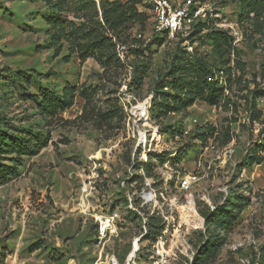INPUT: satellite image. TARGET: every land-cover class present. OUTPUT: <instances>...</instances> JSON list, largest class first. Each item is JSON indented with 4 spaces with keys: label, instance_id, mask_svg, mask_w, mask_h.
Wrapping results in <instances>:
<instances>
[{
    "label": "rangeland",
    "instance_id": "374dc122",
    "mask_svg": "<svg viewBox=\"0 0 264 264\" xmlns=\"http://www.w3.org/2000/svg\"><path fill=\"white\" fill-rule=\"evenodd\" d=\"M200 4L205 18L232 35L231 46L217 52L204 37L154 33L147 12L144 24L122 28L120 40L108 33L115 47L111 65L104 66L94 57L71 56L66 42L60 50L52 44L47 0H0V131L47 137L36 153L0 155V165L16 170L0 178V264H154L145 249L129 262L147 211L130 210L122 186L133 157L142 160L150 152L165 154L163 160L150 158V172L161 200L175 205V227L165 244L168 264H264V161H248L255 152L264 156L255 151L264 143V95L256 100L263 113L257 122L249 103L257 87L264 91V33L239 24L233 0ZM67 17L79 21L73 13ZM195 51L207 58L224 88L215 102H191L189 88L164 86L173 67L195 61ZM69 84L77 92L65 111L45 115L26 98L44 87L62 94ZM145 105L147 117L140 113ZM188 174L198 180L185 189L180 179ZM90 177L93 190L84 204L82 186ZM140 182L130 189H140ZM110 200L120 204L123 217L116 233L100 240L94 214ZM233 203L240 206L228 233L206 225L212 211ZM222 235L225 243L213 257H199L209 238Z\"/></svg>",
    "mask_w": 264,
    "mask_h": 264
},
{
    "label": "trees",
    "instance_id": "16d2710c",
    "mask_svg": "<svg viewBox=\"0 0 264 264\" xmlns=\"http://www.w3.org/2000/svg\"><path fill=\"white\" fill-rule=\"evenodd\" d=\"M238 6V22L245 24L248 22L254 29L255 33H264V0H233ZM48 5L52 8V12L45 15V21L53 31L51 42L53 45H58V49L64 47V42L68 45L71 56L76 53L77 56L85 61L90 57L97 58L104 66L111 65L113 59L111 52L115 47L113 35L120 40L122 38V28L129 23L139 22L144 24L147 18V11L140 10L139 5L142 0H101L100 4L96 0H47ZM74 14V17L79 20L69 19L67 14ZM102 16L103 23L99 20ZM203 30H208L205 35H200ZM254 34V33H253ZM200 35L201 37H198ZM204 37L213 50L220 52L225 46L232 45L233 37L229 31H224L215 25V19L208 17L205 21H200L196 25L195 31L190 35L193 41L197 38ZM51 46V45H50ZM195 61L186 64V67L177 64L167 74L168 80L164 86H172L173 88H189L192 93L191 102L196 98L206 99L211 102L216 101L218 94L224 92V88L219 86L218 80H215L216 75L214 69L205 60L204 55L198 51L194 52ZM242 71L245 70V65L240 64ZM225 71L220 70L221 74ZM262 77L264 79V67L262 68ZM187 78V79H186ZM188 80V81H187ZM162 89V87H161ZM157 90V94L153 101L157 105L162 98V89ZM77 89L73 85H67L63 89L62 94H58L55 90L48 87L40 89L39 93L27 95V99L36 102L40 112L45 115L54 114L57 111H65L74 105ZM264 95L262 88L257 87L253 91L251 105V119L253 122L260 120L263 115L262 111L256 106V100ZM155 109H151V114H154ZM34 134V133H33ZM47 143V137L41 133L34 134L33 137H18L14 135L3 134L0 131V155L3 152H18L19 154L38 152L39 148ZM261 149L264 152V143L257 145L255 151ZM164 153L150 152V158L155 156L157 159H164ZM249 164L254 165L264 161V156L258 152L249 156ZM140 163H137V167ZM151 164H145L146 170L150 173ZM15 169L10 167L5 168L0 165V178L6 179L8 175L14 174ZM138 177L135 176L134 179ZM239 203H233L231 207L225 205L212 211L206 218V225L214 226L228 233L237 219L236 209ZM160 232V228L156 227L151 233L152 239H156ZM226 236L222 235L216 238H209L199 251L203 257H213L219 248L225 243ZM141 254V253H140ZM139 254V255H140Z\"/></svg>",
    "mask_w": 264,
    "mask_h": 264
},
{
    "label": "built area",
    "instance_id": "2783aa9c",
    "mask_svg": "<svg viewBox=\"0 0 264 264\" xmlns=\"http://www.w3.org/2000/svg\"><path fill=\"white\" fill-rule=\"evenodd\" d=\"M100 4L101 0H96ZM201 0H142L138 6L140 10L147 11L153 21L154 33L161 32L170 36L184 37L189 39L190 35L195 31L196 25L200 21H205V12L200 4ZM217 26V24L215 23ZM141 36V35H140ZM147 117V115L145 116ZM159 127L154 128V134L158 135ZM148 134L145 132L142 135V143H146ZM143 160V161H142ZM136 159L133 157L132 168L129 171V176L122 181V186L126 190V199L128 208L138 214L143 210L147 211L144 214L145 223L143 230L134 238L132 251H134V258L129 262H135L137 255L143 250L150 252V257L154 264H168L170 253L165 249V244L169 236H171L172 229L175 227L173 201L161 200L162 192L156 182V176L148 172L145 164L150 163V156L147 154L143 159ZM137 163H140L137 167ZM133 169V170H132ZM136 170V173L134 171ZM137 176V179L134 177ZM140 179V189L132 190L130 185ZM198 176L196 174H188L180 179V186L188 189L193 183L197 182ZM170 182V181H169ZM92 177L87 178L82 186L81 200L85 204V197L92 194ZM168 181L165 182L167 184ZM171 183V182H170ZM85 196V197H84ZM82 205V203H80ZM97 208L99 206H96ZM94 207V210L95 208ZM122 207L116 201L110 200L107 207L102 208L100 213L94 214L96 222L97 236L100 240L107 239L116 233L119 221L122 220ZM159 227L160 232L154 240L151 238L153 230ZM130 254V253H129ZM128 260V259H127ZM114 264H117L116 259H111ZM128 262V261H127ZM135 264V263H134Z\"/></svg>",
    "mask_w": 264,
    "mask_h": 264
},
{
    "label": "bare ground",
    "instance_id": "6f19581e",
    "mask_svg": "<svg viewBox=\"0 0 264 264\" xmlns=\"http://www.w3.org/2000/svg\"><path fill=\"white\" fill-rule=\"evenodd\" d=\"M145 104H146V102H144ZM138 106V105H137ZM136 106V107H137ZM146 106V105H145ZM146 109H145V111L144 112H140L139 110V112L143 115V116H146L147 115V106L145 107ZM137 109V108H136ZM135 253V252H134ZM134 254H132L130 257H132Z\"/></svg>",
    "mask_w": 264,
    "mask_h": 264
}]
</instances>
